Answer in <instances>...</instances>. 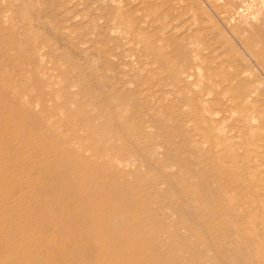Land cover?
<instances>
[{"label": "rangeland", "instance_id": "obj_1", "mask_svg": "<svg viewBox=\"0 0 264 264\" xmlns=\"http://www.w3.org/2000/svg\"><path fill=\"white\" fill-rule=\"evenodd\" d=\"M214 6L213 0H0V167L11 171H0V178L30 177L31 187L16 195L32 193L40 184L60 186L48 172L64 173L55 152L60 157L68 152L84 162L82 177L92 181L90 189L106 192L107 197L95 198L96 207L117 211L138 201L172 206L167 223L176 224L162 248L173 250L179 264H200L195 252L214 257L203 264H231L215 249L223 241L204 225L207 215L199 209L210 202L197 192L229 173L243 184L254 180L258 190L245 185L223 199L259 241L242 253L258 260L252 264H264V228L259 230L264 150L245 147L258 133L226 101L207 107L199 99L222 89L223 72L235 71L243 51L229 47ZM187 69L186 77L181 71ZM196 140L214 145L197 146ZM113 157L130 159V171L119 172ZM235 159L248 164L234 166ZM203 162H216L219 169L206 172ZM87 183L73 180L63 190L66 199L75 191L87 193ZM215 189L221 195L223 184ZM6 194L7 186H0V216L13 219L18 210L4 209ZM141 216V221L147 218ZM35 217L40 221L41 213ZM156 230L151 228L148 237ZM235 235L229 238L239 240ZM59 236L86 238L54 235ZM184 236L191 247L178 243ZM31 252L48 256L37 245Z\"/></svg>", "mask_w": 264, "mask_h": 264}, {"label": "bare ground", "instance_id": "obj_2", "mask_svg": "<svg viewBox=\"0 0 264 264\" xmlns=\"http://www.w3.org/2000/svg\"><path fill=\"white\" fill-rule=\"evenodd\" d=\"M99 1L109 3L111 0ZM213 1L217 18L227 30L226 41L229 47L236 52H238L236 48L240 47L243 51L238 52L240 56L236 58L241 65L235 67V71L223 72L222 89L215 93L213 90L206 91L199 99L207 107L220 105L226 101L233 113L243 112L245 119L251 122V129L258 133V136L255 134L250 142L245 143L246 149L264 150V116H262L264 115V0ZM197 57L204 58L201 51L198 52ZM251 71H254L253 75ZM181 73H185L186 77L191 74L188 69ZM195 103L197 104L198 100H195ZM259 117L261 124L259 121L255 122ZM146 127L144 124L141 125L143 131L144 129L146 131ZM195 142L197 146L208 144L212 148L214 145L206 140ZM243 145L238 144V146ZM236 146L231 144V148ZM82 151L91 150L83 148ZM64 154L60 157L59 152H55L56 161L65 172L60 175L48 172L49 177L60 179V186L51 183L40 184L34 187L32 193L16 195L18 189L31 187L30 177L21 173L20 176L10 175L0 178V186H7L10 194L1 198L2 203L5 204L4 209L10 212L18 210V214L19 207L23 210H21L22 215L17 214L13 219L0 216V260L5 261L3 264H179L180 260L175 258L173 250L162 248L170 238L167 237L170 232L168 229L176 224L167 223L174 213L172 206L163 201L161 203L155 201L154 204L138 201L133 204L127 203L123 209L117 211L108 210L106 207L98 208L95 198L107 197L106 192L90 189L92 181L87 183L82 177L84 173L82 159L72 158L68 152ZM117 159L113 157L111 160L117 170L121 173L129 172L133 162L127 158ZM230 163L234 166L248 164L241 159L232 160ZM201 166L206 172L219 169L216 162H203ZM4 169L8 174L11 173ZM4 169L0 167V171ZM80 177L89 186V191L87 193L75 191L66 199L68 194L63 191L64 188H69L71 182ZM217 183L223 184L224 191L221 195L216 192ZM245 183L235 180L229 173L222 175L220 182L206 184V191L197 192L198 196L208 197L210 202L207 208L199 209L207 215L208 222L204 225L210 229L214 239L220 236L223 241L222 245H216L215 249L231 264L254 263L256 259L243 254L242 249L253 248L259 244V241L251 236L252 228L240 223L243 216L238 214L234 207H228L226 205L228 200L223 199L224 195L227 196L231 192H242L245 185L251 188V191L259 189L254 180ZM188 193L185 191V194ZM14 194V199L9 201L8 198L13 197ZM259 194L264 196V186ZM31 197L35 199L33 204ZM218 203L222 204L221 209H217ZM130 210L133 211L132 214ZM40 213L43 219L40 218L37 222L35 216ZM143 213L147 218L141 221ZM23 217L25 220H21ZM31 218H34V221L31 222ZM153 227H157L158 230L153 237H148ZM262 228H264V208L259 230ZM55 234H65L70 237L79 234L85 235L86 238L64 240L60 236L54 237ZM235 234L240 237L239 240L229 238ZM187 240L188 237L184 236L182 239L179 238L178 243L186 248L191 247ZM31 245H37L42 251L47 252L48 256L40 257L37 253H32ZM193 256L200 264L214 261V257H210L205 252L200 254L195 252Z\"/></svg>", "mask_w": 264, "mask_h": 264}]
</instances>
